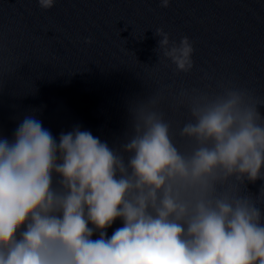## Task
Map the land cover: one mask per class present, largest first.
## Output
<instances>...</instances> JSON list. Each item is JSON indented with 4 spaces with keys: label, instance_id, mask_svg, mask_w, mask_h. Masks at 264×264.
Here are the masks:
<instances>
[{
    "label": "clouds",
    "instance_id": "1",
    "mask_svg": "<svg viewBox=\"0 0 264 264\" xmlns=\"http://www.w3.org/2000/svg\"><path fill=\"white\" fill-rule=\"evenodd\" d=\"M155 35L160 58L193 69L189 37ZM150 103L128 105L115 146L80 125L57 141L35 114L0 137V264H264V185L248 190L264 180V101L232 88L197 104L188 150Z\"/></svg>",
    "mask_w": 264,
    "mask_h": 264
},
{
    "label": "water",
    "instance_id": "2",
    "mask_svg": "<svg viewBox=\"0 0 264 264\" xmlns=\"http://www.w3.org/2000/svg\"><path fill=\"white\" fill-rule=\"evenodd\" d=\"M160 28L193 42L190 72L159 57ZM232 88L264 101V0H170L167 8L160 0H56L48 10L38 0H0V137L11 140L35 114L57 141L80 125L115 146L128 105L150 101L188 150L195 141L181 133L195 122L192 109ZM122 226L117 219L107 236Z\"/></svg>",
    "mask_w": 264,
    "mask_h": 264
}]
</instances>
